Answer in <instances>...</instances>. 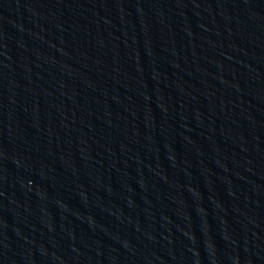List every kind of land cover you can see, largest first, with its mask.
<instances>
[{
  "label": "water",
  "instance_id": "obj_1",
  "mask_svg": "<svg viewBox=\"0 0 264 264\" xmlns=\"http://www.w3.org/2000/svg\"><path fill=\"white\" fill-rule=\"evenodd\" d=\"M0 264H264V0H0Z\"/></svg>",
  "mask_w": 264,
  "mask_h": 264
}]
</instances>
